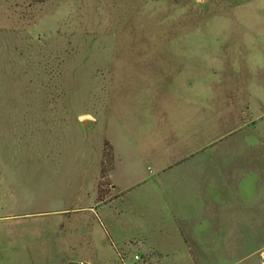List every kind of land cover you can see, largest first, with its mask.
<instances>
[{
  "label": "rangeland",
  "instance_id": "1",
  "mask_svg": "<svg viewBox=\"0 0 264 264\" xmlns=\"http://www.w3.org/2000/svg\"><path fill=\"white\" fill-rule=\"evenodd\" d=\"M150 125L207 138L220 181L187 200L224 208V252L147 244L170 233ZM155 260L264 264V0H0V264Z\"/></svg>",
  "mask_w": 264,
  "mask_h": 264
},
{
  "label": "crops",
  "instance_id": "2",
  "mask_svg": "<svg viewBox=\"0 0 264 264\" xmlns=\"http://www.w3.org/2000/svg\"><path fill=\"white\" fill-rule=\"evenodd\" d=\"M185 77V84H188L187 78L188 74L182 73ZM182 79L181 75H170V78ZM202 85V82H200ZM161 97H168L167 94ZM188 94L183 97L186 98ZM191 98V97H189ZM182 101V100H181ZM186 101V99H185ZM183 104H187V101ZM183 104H181L183 106ZM161 114H164L162 112ZM160 127L147 126L145 129L147 133H141L131 138L132 141L136 142L138 145V151L147 154V160L151 162L156 168V173H169L171 174L160 178L162 180H157V188L155 189V216L159 221V229L166 231L168 236L159 237L154 243L149 241L147 244L156 247L157 243L158 249H152L153 252H167L170 249L167 246L174 247L178 245L176 251L188 250L193 254H219L224 252L223 240H220L219 220L218 216L223 214V209L221 205L210 198V202L206 204L202 203V200L195 199L187 200L188 195L195 194L201 196L204 190L210 189V182H218L220 179L218 175L215 176L210 174L208 177V172H212L211 167L206 165L204 161H199L195 159L198 154L204 149L200 147L203 141H206L202 137L201 143H198V138L201 135L195 137L185 138V135L190 132L179 133L180 135H170V134H159L158 129ZM203 146V145H202ZM218 157H226L224 152H218ZM205 157H210L207 155ZM183 164V165H182ZM235 164V163H234ZM226 160L223 158V169H226ZM235 166V165H234ZM179 167H181L179 169ZM220 168V164L216 165V168ZM225 167V168H224ZM177 170L173 172V170ZM224 171V170H223ZM219 172V170H218ZM173 173V174H172ZM212 179V180H211ZM113 189L115 190V180H112ZM217 186L215 189H225ZM160 189V190H159ZM212 200V202H211ZM180 206V207H179ZM212 207V208H211ZM193 208V209H192ZM195 211L198 216H189L187 211ZM213 213V216H210ZM206 215V216H205ZM211 220L214 221V230L212 232L208 231L209 224ZM217 222V227L215 226ZM175 224V229L177 230V236L171 232L172 225ZM155 236V235H154ZM176 238V241L174 240ZM223 238V237H222ZM137 242L140 239L134 238ZM143 241V240H142ZM221 242V243H220ZM178 243V244H177ZM144 246L148 248L145 243L142 242ZM194 250V251H193ZM171 252V251H170ZM158 259H163L172 262V256H164ZM197 261H202L204 258L202 256L196 257ZM156 261V260H155ZM191 261L195 263L194 256H192ZM203 261H210L205 258ZM159 264V260L156 261Z\"/></svg>",
  "mask_w": 264,
  "mask_h": 264
},
{
  "label": "water",
  "instance_id": "3",
  "mask_svg": "<svg viewBox=\"0 0 264 264\" xmlns=\"http://www.w3.org/2000/svg\"><path fill=\"white\" fill-rule=\"evenodd\" d=\"M84 124H87V121H84ZM72 264H77V263H72ZM81 264H88V263H81Z\"/></svg>",
  "mask_w": 264,
  "mask_h": 264
}]
</instances>
